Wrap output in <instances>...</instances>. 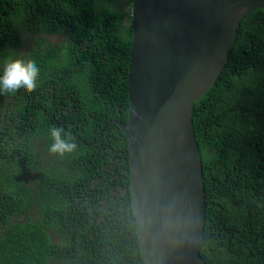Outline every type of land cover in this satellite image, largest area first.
Returning a JSON list of instances; mask_svg holds the SVG:
<instances>
[{
    "label": "trees",
    "instance_id": "1",
    "mask_svg": "<svg viewBox=\"0 0 264 264\" xmlns=\"http://www.w3.org/2000/svg\"><path fill=\"white\" fill-rule=\"evenodd\" d=\"M132 3L0 0V74L6 57L40 68L36 91L0 94V264H143L126 135L106 125L128 120ZM225 66L192 110L200 256L264 264L263 10L239 21ZM53 126L75 137V152L49 154Z\"/></svg>",
    "mask_w": 264,
    "mask_h": 264
},
{
    "label": "water",
    "instance_id": "2",
    "mask_svg": "<svg viewBox=\"0 0 264 264\" xmlns=\"http://www.w3.org/2000/svg\"><path fill=\"white\" fill-rule=\"evenodd\" d=\"M264 0H133L126 135L143 264H206L205 190L193 105ZM264 85V82H263Z\"/></svg>",
    "mask_w": 264,
    "mask_h": 264
},
{
    "label": "clouds",
    "instance_id": "3",
    "mask_svg": "<svg viewBox=\"0 0 264 264\" xmlns=\"http://www.w3.org/2000/svg\"><path fill=\"white\" fill-rule=\"evenodd\" d=\"M39 77L40 68L35 60L25 59L22 56L20 58L6 57L2 68V74H0V94H15L21 90H23L24 93H32L38 88ZM118 123L121 122L109 121L106 125L116 124L118 126ZM100 131L101 129H99L98 132ZM50 139L52 141L48 147L50 155L63 157L72 154L78 148L75 137L72 136L70 132H66L63 126L51 127ZM84 145L91 146L87 144Z\"/></svg>",
    "mask_w": 264,
    "mask_h": 264
},
{
    "label": "flooded vegetation",
    "instance_id": "4",
    "mask_svg": "<svg viewBox=\"0 0 264 264\" xmlns=\"http://www.w3.org/2000/svg\"><path fill=\"white\" fill-rule=\"evenodd\" d=\"M235 42H236V38H235ZM234 44H235V43H234ZM225 65H228V61H227V63H226ZM225 65H224V67L227 69L228 66H225ZM224 67H223V68H224ZM228 72H229L230 74H232L233 71H232V70H229ZM263 82H264V79H263ZM263 82H262V84H263Z\"/></svg>",
    "mask_w": 264,
    "mask_h": 264
}]
</instances>
